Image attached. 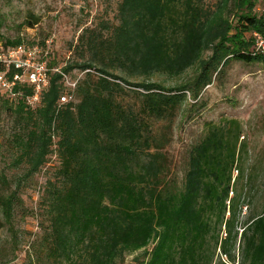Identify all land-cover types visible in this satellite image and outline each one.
<instances>
[{
	"label": "trees",
	"instance_id": "1",
	"mask_svg": "<svg viewBox=\"0 0 264 264\" xmlns=\"http://www.w3.org/2000/svg\"><path fill=\"white\" fill-rule=\"evenodd\" d=\"M254 31L264 36V0H219L214 8L204 0H119L105 35L86 28L79 37L93 59L60 66L63 73L83 72L74 101L58 102L65 86L56 71L49 72L34 106L26 102L29 85L17 84L14 96L0 89L14 106L13 144L26 174L37 172L50 152L57 156L41 199L46 218L40 245L47 258L55 264H121L139 251L143 264H211V244L220 241L233 262L227 243L237 238V207L246 194L237 186L250 180L238 165L239 121L206 123L180 182L165 150L168 125L160 122L173 120L186 92L196 100L230 58L264 65ZM52 60L49 68L56 67ZM192 67L194 77L176 86L154 79ZM243 148L240 143L238 153ZM13 199V193L0 199L8 221ZM241 229V263L264 264V212L247 216Z\"/></svg>",
	"mask_w": 264,
	"mask_h": 264
},
{
	"label": "rangeland",
	"instance_id": "2",
	"mask_svg": "<svg viewBox=\"0 0 264 264\" xmlns=\"http://www.w3.org/2000/svg\"><path fill=\"white\" fill-rule=\"evenodd\" d=\"M118 1L0 0V39L19 38L26 44L44 45L48 42L55 66L87 61L93 58L85 40H79L81 33L89 28L94 33L105 35L109 23L115 22ZM218 1L204 0V3L214 8ZM255 10H259L258 5ZM229 11L226 10V14L232 20L234 14ZM209 54L210 51L206 56ZM95 61L100 63L98 59ZM196 71L192 67L177 76L162 74L154 76V79L166 86H176L190 81ZM73 72L82 79V71L75 68ZM116 81L128 88L121 80ZM129 81L136 83L138 79L129 78ZM189 103L194 104L183 112V107ZM13 107L0 95V199L14 194L10 221L0 206V264H55L42 252L40 241L41 227L46 218L41 199L47 180L53 177L58 166L57 156L50 152L37 172L26 174V162L17 163L16 160L18 152L12 138L16 120ZM227 119H237L240 123L238 165L250 180L247 187L246 182H239L237 186L238 192L246 194H242L237 207L232 232L233 236L238 232L237 238L227 243V249L235 259L228 261L221 252L220 241L218 244L212 242L211 264H242L241 225L247 216L264 212V65L230 58L226 64H220L218 72L212 75V82L199 91L196 100L186 92V100L173 120L160 122L168 125L165 131L170 138L165 150L172 167L171 175L180 182L187 166L189 149L203 135L206 123ZM240 143L244 148L238 153ZM232 173L234 178L238 173L235 167ZM224 235L222 225L219 239ZM145 260L137 251L127 254L121 264H143Z\"/></svg>",
	"mask_w": 264,
	"mask_h": 264
},
{
	"label": "built area",
	"instance_id": "3",
	"mask_svg": "<svg viewBox=\"0 0 264 264\" xmlns=\"http://www.w3.org/2000/svg\"><path fill=\"white\" fill-rule=\"evenodd\" d=\"M255 52H264V36L259 32H253ZM51 50L48 42L19 43L5 46L0 42V89L15 95L14 87L19 83H25L32 89L26 102L34 106L40 98V94L49 84V72L56 71L62 74L65 90L60 94L58 102L66 103L74 101L73 91L78 77L63 73L60 67H48L51 58ZM87 71V70H86Z\"/></svg>",
	"mask_w": 264,
	"mask_h": 264
}]
</instances>
